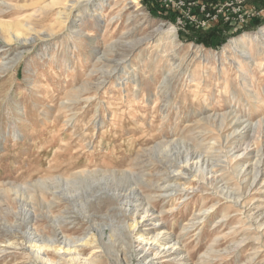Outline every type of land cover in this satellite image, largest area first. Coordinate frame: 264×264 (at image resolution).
Listing matches in <instances>:
<instances>
[{
	"label": "rangeland",
	"instance_id": "rangeland-1",
	"mask_svg": "<svg viewBox=\"0 0 264 264\" xmlns=\"http://www.w3.org/2000/svg\"><path fill=\"white\" fill-rule=\"evenodd\" d=\"M66 1L0 0V65L15 59L10 69L0 71V189L10 185L22 188V183L41 178L49 155L58 152H70L81 166L126 168L137 153L160 141L184 137L196 141L197 122L202 118L211 119L233 109L241 121L248 114L253 122L264 117L263 56H258L261 66L244 61L241 68L231 65L228 53L218 61L186 57L191 45L202 48L206 55L210 51L221 53L230 40L264 32V0H244L243 4L238 0H137L147 17L139 26L125 17L113 18L117 9H111L110 1L102 10L101 0L77 2L74 7H65ZM240 5L246 11L253 9L254 17L242 21L238 17ZM92 9L101 16L78 26L84 10ZM158 23L165 24L164 30L175 27L181 49L177 56L162 58L157 53L158 43L142 44L128 52L129 43L148 35ZM207 32L216 34L208 47L195 40ZM13 35L31 42L19 44ZM215 43L220 45L215 47ZM172 64H179V68L170 74L179 77L166 92L159 85ZM249 90L257 93V103L246 92ZM232 92L237 93L239 105L228 103ZM238 128L226 144H200L202 157L216 165L205 172V178H223L217 186H226L224 191L235 190L236 181L230 179L229 169L236 161L249 163L256 142L262 140L253 137L246 143L239 138L244 126L239 123ZM126 139L127 145L123 143ZM195 162L197 159L188 165ZM179 164L186 165L183 160ZM260 168L261 174L244 190L238 205L215 194L214 186H207L206 181L186 176L187 181L179 182L184 183L182 192L165 195L154 215L138 218L144 228L163 223L171 236L183 234L181 244L176 245L178 253L156 263L205 264L209 251L231 247L247 235L249 238L238 250H231L233 254L225 261L211 259L209 263L264 264V236L254 240L253 227L248 228L252 221L248 217L264 215V165ZM199 183L205 191L196 188ZM162 207L165 213L161 215ZM203 208H207L206 218L195 221L199 227L182 232L183 225L198 217ZM12 209L8 206L14 212ZM0 226V264H37L28 257L37 246L41 252L54 251V244L29 243L6 223L0 222ZM85 234L82 239L93 237L92 232ZM76 245L84 246V242ZM84 247L89 255L92 246ZM179 254L183 257L176 258Z\"/></svg>",
	"mask_w": 264,
	"mask_h": 264
},
{
	"label": "bare ground",
	"instance_id": "bare-ground-1",
	"mask_svg": "<svg viewBox=\"0 0 264 264\" xmlns=\"http://www.w3.org/2000/svg\"><path fill=\"white\" fill-rule=\"evenodd\" d=\"M82 1L85 4L91 0H67L65 7H74L77 2ZM109 1V5H113L111 9H117L113 18L125 17L130 24L138 26L140 22L147 20L137 0H101L99 8L102 10ZM91 11L84 10L78 26H81L86 19L101 16L100 12L96 13V9ZM164 29L165 24L158 23L148 35L139 38L134 44L129 43L128 52H132L142 44L158 43L160 49L157 53H160L162 58L177 56L181 49L176 29L175 27ZM78 33H82V30L79 29ZM12 38L19 44L31 42L30 38L21 41L16 35ZM202 52H204L202 48H194L191 45L186 57L193 56L202 62L212 57L218 61L220 56L228 53V61L236 68H241L244 61L259 67L262 62H257L258 56H263L264 59V32L261 30L230 40L223 46L221 53L210 51L206 55ZM185 59L183 58L182 61L184 62ZM14 60L11 58L1 63L0 71L10 69ZM173 66L172 64L170 72L160 82V90L165 87L167 92L175 78L179 77L170 74L179 68V64ZM134 82L137 86L136 79ZM246 92L251 93L250 90ZM236 96L237 93L232 92L228 102L230 105L241 103ZM251 97L257 103V93H251ZM237 113L239 114L233 109L229 113H217L211 119L202 118L197 122L196 129L199 131L196 133V141L186 137L168 142L160 141L154 147L143 150L141 154L137 153L126 168H115L102 163L100 165L103 166L89 164L81 166L79 160L66 151L49 155L51 159L46 163L44 176L35 179L36 181L29 180L22 183V188L10 185L8 188L0 189V222L6 223L12 231L20 232L29 243L35 241L44 245H55L54 251L50 252H41V246L30 251L29 259L38 262L37 264H157V259L178 253L179 248L176 245L181 244L183 234L171 236L163 223L161 225L153 223L151 227L144 225L149 226L144 228L142 225L139 226L140 221L137 219L144 220L149 213L150 216L154 215L156 205L161 198H166L165 195L182 192L180 187L184 183L179 182L187 181L184 177L190 176L198 178L199 181H206L207 186H214L215 194H221L226 199H230L233 205H238L239 200L244 197V190L249 189L261 174L260 167L264 165V117L253 122L248 114L247 118L241 121V116ZM239 123L244 126L245 131L243 135H239L240 140H246V143L254 140L253 137L258 139L262 137V140L256 142L255 155L249 163L236 161L232 169H229L230 179L236 181L235 190L224 191L226 186H217L219 182H223V178L220 180L215 177L209 180L205 178V172L208 173V169L216 165L209 164L205 157H202L203 148L200 144L207 142L209 145V141H214V144H221L223 141L225 144L228 143L229 136L238 131ZM224 131L231 132L224 135ZM212 134L218 135L214 137ZM123 143L127 145V139ZM196 159L197 162L188 165L189 161ZM182 160L186 163L184 167L179 164ZM245 166L248 167L241 175V170ZM170 170L173 172H169ZM199 185L200 183L196 188L205 191L203 185ZM10 205L14 207V210L12 209L14 212L8 210ZM206 209H200L196 215L198 217L186 222L181 231L192 228L196 230L199 226L195 221L206 218ZM161 210L160 214L165 213L163 207ZM200 214L202 215L199 216ZM248 219H252L248 228L253 227L254 240L264 236L263 213ZM10 220L13 221L9 222ZM127 222L132 224L128 225ZM0 229L3 230L1 226ZM87 231L92 232L93 237L90 240L82 239ZM248 238L249 236L246 235L240 243H234L231 247L209 251L205 264H211L209 263L211 259L219 260L218 263L225 261L233 254L231 250H238L240 244ZM80 241L84 242V246H92L89 255L85 254L87 249L83 245H76ZM222 252L226 255H222ZM177 257L181 258L183 255L179 254Z\"/></svg>",
	"mask_w": 264,
	"mask_h": 264
},
{
	"label": "trees",
	"instance_id": "trees-1",
	"mask_svg": "<svg viewBox=\"0 0 264 264\" xmlns=\"http://www.w3.org/2000/svg\"><path fill=\"white\" fill-rule=\"evenodd\" d=\"M215 35L216 34L214 32H207L201 36L199 35L197 38L195 37V40L196 42L203 43L208 47L213 45V41L211 40L216 37ZM214 45L215 47H217L218 45H220V43H215Z\"/></svg>",
	"mask_w": 264,
	"mask_h": 264
},
{
	"label": "built area",
	"instance_id": "built-area-1",
	"mask_svg": "<svg viewBox=\"0 0 264 264\" xmlns=\"http://www.w3.org/2000/svg\"><path fill=\"white\" fill-rule=\"evenodd\" d=\"M238 2H239L240 4H243L244 0H238ZM238 12H239L238 17H239L242 21L244 20V18H246V19L253 18L254 15H255V13L253 12V9H252V11H246V10H245V7H243V6H241V5L238 7Z\"/></svg>",
	"mask_w": 264,
	"mask_h": 264
}]
</instances>
